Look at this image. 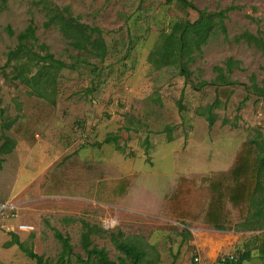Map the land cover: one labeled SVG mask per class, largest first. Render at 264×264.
Masks as SVG:
<instances>
[{"label":"rangeland","instance_id":"rangeland-1","mask_svg":"<svg viewBox=\"0 0 264 264\" xmlns=\"http://www.w3.org/2000/svg\"><path fill=\"white\" fill-rule=\"evenodd\" d=\"M46 1L66 17L100 28L107 57L74 49L56 24L45 28ZM187 1L197 10L167 0L0 2V149L6 139L14 142L9 154L0 152L5 158H0V202L18 204L21 221L34 230L17 235L46 264H57L63 251L56 231L86 259L83 222L97 228L94 245L115 262L125 255L112 236L144 251V264H193L196 256L215 264L220 257L240 261L247 254L240 264H264V216L250 217L257 227L252 230L249 217L232 211L226 218L230 229L218 232L204 221L212 197L208 185L183 183L178 191L182 177L199 181L228 171L243 143L264 144V98L250 90L264 85V49L235 41L246 32L264 37V0ZM228 7L234 8L225 19L227 37L216 30L193 53L185 75L179 65L158 68L150 62L162 35L176 23H194L199 11L215 14ZM31 21L38 38L29 41L33 51L44 55L46 45L67 64L77 58L90 62L74 71L52 70L44 98L14 77L17 69L35 74L34 62L21 56L6 66L8 53L19 45L17 36ZM229 59L239 63L232 73L225 66ZM111 135L119 138L122 152L104 144ZM17 185L27 188L20 196L11 193ZM226 234L238 236V242L221 250L213 242L206 256L201 239ZM12 235L0 231V263L36 264L19 247L6 248ZM71 262L83 264L77 256Z\"/></svg>","mask_w":264,"mask_h":264},{"label":"trees","instance_id":"trees-1","mask_svg":"<svg viewBox=\"0 0 264 264\" xmlns=\"http://www.w3.org/2000/svg\"><path fill=\"white\" fill-rule=\"evenodd\" d=\"M175 1L179 2L184 7L197 10L196 6L187 0H167V3L172 4ZM0 2L6 4L7 0H0ZM45 6L50 17L44 25L45 28L48 29L56 24L70 46L74 49L88 53L101 60L107 57L108 45L102 36L103 33L100 28L89 27L81 23L78 18L71 16L66 17L60 8L52 5L49 1L45 2ZM233 8L234 7H228L215 14H205L199 11L200 17L196 22L176 23L171 33L162 35L161 44L157 46L156 50L150 55V62L158 68L179 65L181 73L183 72L182 74L185 75V71L183 70H186L187 64L194 60L193 53L195 51L200 52L202 46L208 43L211 35L216 30L221 31L225 37H227L225 19L227 18L228 12L233 10ZM7 30L10 35L14 34V31L10 27H8ZM36 31L37 28L34 22L31 21L29 26L17 36L19 45L15 50L8 53L6 66L11 64L13 60L22 58L23 56L34 62L32 64L39 67L35 74L28 77L24 69H17L14 77L22 78L24 83L31 88L35 95L44 98V91L48 88L46 84H50L51 81L52 70L54 72H59L63 69L74 71L79 64H89L90 62L85 59L77 58L72 64H67L62 60L56 59L53 54L49 53L46 45H42V48L46 50L44 55L36 53L33 51L32 47L28 45L29 41L38 42ZM235 41L238 43L246 41L249 45L264 49V37L261 35H253L246 32L235 37ZM183 57H186L187 61H183V59H185ZM41 63L42 65L40 66ZM238 64L239 63L233 59H229L225 62L226 69L230 73L233 72V69ZM215 69L220 74L224 71V69L219 66L215 67ZM220 78L224 79V77ZM225 84L231 85L232 83L226 82ZM250 90L255 95L264 98V85L263 87L252 85ZM215 108L216 105L210 107V112L212 113ZM0 113L3 114L1 108ZM214 121V117L211 115L209 117L210 125H213ZM171 130L172 127H167L166 133H168L169 136L168 141H171L172 138ZM31 141L32 143L36 142L35 140ZM104 144H115L119 146V138L115 135L108 136ZM12 146H14V142L11 139H6L0 152H2V154H9L12 151L10 149ZM118 150L122 152L123 148L119 146ZM180 181L181 185L178 187L179 192L183 190V183H188L194 188L198 182L208 185L212 197L204 218L207 225L212 226L217 231H227L230 229V226L226 222V218L232 215V211H235L240 218L249 217L248 224L250 223L252 230H254L257 227L250 221V217L258 219L264 216V144L258 141L243 143L236 153L231 168L222 174L215 173L199 181L182 177ZM253 207L255 208L254 212H252ZM83 228L81 246L85 252L86 259L74 253V248L69 237H65L56 231L55 237L61 242L63 247L57 264H72L71 261L74 256H77L79 261L83 264H93V259H96V264H144V251L140 250L135 245L119 241L115 236H112V238L114 239L116 248L125 256L124 258H120L119 262L110 260L106 250L95 246L91 239L94 230H97V228L87 222H83ZM12 237L13 239L6 244V248L17 246L28 258L36 261V264H46L45 258L38 255L32 247H27L25 243L21 242L18 235H12ZM248 257L249 255L247 254L241 257L240 261H236L234 258V260L227 261L224 264H240V262L246 260Z\"/></svg>","mask_w":264,"mask_h":264},{"label":"built area","instance_id":"built-area-1","mask_svg":"<svg viewBox=\"0 0 264 264\" xmlns=\"http://www.w3.org/2000/svg\"><path fill=\"white\" fill-rule=\"evenodd\" d=\"M34 228L21 221V210L18 204L13 200L0 202V231L8 234L30 233ZM234 260L233 256L220 257L215 264H224L227 261ZM193 264H204L201 257L193 258Z\"/></svg>","mask_w":264,"mask_h":264},{"label":"crops","instance_id":"crops-1","mask_svg":"<svg viewBox=\"0 0 264 264\" xmlns=\"http://www.w3.org/2000/svg\"><path fill=\"white\" fill-rule=\"evenodd\" d=\"M36 144H34L33 148L36 146ZM13 151L15 152V150H13ZM1 159H5V158H1ZM57 160L58 159H55L53 162H51V164H48L47 167H46L47 169L45 171H43L42 173L46 172L48 169H51L50 166L52 165V163H54ZM19 179H18V183H19ZM26 189L27 188H26L25 185L23 187L17 185L15 188H13V190H12L11 193L12 194H15L14 196H20L23 193V191L26 190ZM37 199L39 200L40 198H37ZM214 239L215 238H212V237H209V236L206 239H201L202 240V243H203L202 244L203 247L201 249L205 253L206 256L210 255L213 252V250L211 248V246H212L211 244L213 242H214L213 244L220 246V250H221V248H229V247L235 245L238 242V236H235V235H232V234H229V235L226 234L223 237L221 236L220 240H214ZM207 248L211 249V251H207Z\"/></svg>","mask_w":264,"mask_h":264}]
</instances>
